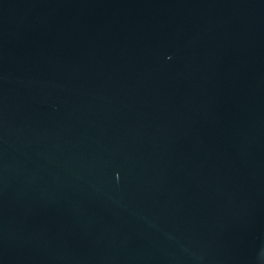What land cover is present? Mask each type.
Here are the masks:
<instances>
[{
	"label": "water",
	"instance_id": "1",
	"mask_svg": "<svg viewBox=\"0 0 264 264\" xmlns=\"http://www.w3.org/2000/svg\"><path fill=\"white\" fill-rule=\"evenodd\" d=\"M0 264H264V0H0Z\"/></svg>",
	"mask_w": 264,
	"mask_h": 264
}]
</instances>
